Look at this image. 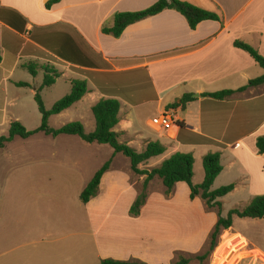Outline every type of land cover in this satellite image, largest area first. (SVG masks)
I'll return each instance as SVG.
<instances>
[{"label": "crops", "instance_id": "obj_1", "mask_svg": "<svg viewBox=\"0 0 264 264\" xmlns=\"http://www.w3.org/2000/svg\"><path fill=\"white\" fill-rule=\"evenodd\" d=\"M49 1L0 0L1 16L11 17L14 12L25 22L17 23L19 27L15 28L0 20V125L7 132L0 138L8 135L12 122H20L30 131L38 128L28 127L31 114L23 108L22 98L28 94L34 100L42 84V68L50 66L59 76L52 86L42 89V100L43 92L58 81L67 88L62 97L70 93L73 81H85L87 85L83 98L56 118L67 116L69 121L70 110L82 102L91 110L100 100H117L118 124L113 130L134 150L143 151L148 143L158 142L165 148L158 162L183 153L193 156V165L209 153L220 152L222 171L211 190L234 185L233 191L219 200L222 209H226L224 202L229 199L249 205L255 197L264 196V154H258L255 146L258 138H264V85L223 101L203 96L236 91L251 80L256 64L234 48L233 42L240 40L264 56V0H178L216 14L219 21H205L191 30L179 13L164 10L128 26L119 38L102 33V28L113 26L115 13L141 11L158 0H60L46 9ZM63 57L77 58L79 62ZM29 67L35 70L34 76ZM18 83L29 86L20 87ZM184 95H190L192 101L184 110H174L182 114H176L178 125L169 139L151 127V120ZM31 113L38 118L37 106H32ZM38 135L45 136L36 133L23 140ZM17 139L21 138L15 137L0 148V155L8 158V162L0 163V264H96L97 258L126 261L132 257L149 264L165 259L168 264L176 252L196 255L207 245L217 213L207 209L202 199L192 200L200 208L195 227L189 213L176 217L150 213V222H145L146 213H140L136 219H128L126 226L119 222L121 216L127 218V213L93 211V206L102 204L105 185L118 182L120 177L111 165L101 178L97 195L83 204L82 213H73L76 202H69L70 190L56 188V180L52 183L53 178L46 179L49 166L76 171L77 163H72L70 156L61 157L70 155L69 148L55 146L46 151L39 146L19 162L11 152L6 155L7 145ZM147 166L148 162L138 169L145 170ZM93 171L86 175L81 169L78 192L90 182ZM189 194L185 183H177L172 201L189 199ZM45 213H61L68 220L59 227L40 225ZM221 215L225 217L227 213ZM78 218L82 223L79 227ZM141 219L146 226L136 237L126 240V230L134 229ZM237 220L240 219L234 217L232 226L219 237V242L231 243L230 258L237 256L236 250L253 248L245 238L247 231L244 236L236 230ZM192 230L198 236L186 235ZM142 234L149 240L140 238Z\"/></svg>", "mask_w": 264, "mask_h": 264}, {"label": "trees", "instance_id": "obj_2", "mask_svg": "<svg viewBox=\"0 0 264 264\" xmlns=\"http://www.w3.org/2000/svg\"><path fill=\"white\" fill-rule=\"evenodd\" d=\"M60 0H50L46 3L45 8L50 9L54 4ZM164 10H174L185 18L189 28L194 30L200 23L205 21H219V17L211 12L197 8L191 4L181 2L178 0H158L147 9L137 12H120L113 15V26L111 28H102V33L111 35L114 38H119L123 31L130 25L141 21L145 18L155 16ZM0 20L7 22L9 25L18 28L17 23L23 22L21 16L17 13L12 14L11 17L1 16ZM21 30V29H19ZM233 47L246 53L254 63L264 70V56H262L256 49L250 45L236 40L233 42ZM76 52L79 53V50ZM65 60L71 62H79L78 59H70V57H63ZM1 63V56H0ZM88 66L93 67L91 62L86 63ZM30 74H36L32 67L28 68ZM44 76L42 84L35 94V103L37 110L41 115L40 126L34 131H28L20 122H12L10 124L8 135L0 138V148L5 143L10 142L13 138L19 137L27 139L36 133H43L46 136L56 138L60 135L78 136L82 141L88 144L108 145L113 149V156L122 154L130 162L131 170L142 177L143 191L137 197L134 204L130 209V214L133 216L139 215L140 209L144 204L146 198V190L148 184L155 178L159 179L165 188V194L171 195L174 186L177 183H185L190 190V199L200 197L207 208L216 209L217 221L210 233L208 239V248L206 252L201 255H193L190 257L178 256L177 260L170 264H190L197 262L203 264L207 257L217 248L218 240L221 233L228 230L232 226L234 217L249 218V219H262L264 218V196L255 197L250 204L243 210H231L227 213L226 217L221 215V204L219 199L231 193L234 189L233 184L222 186L216 190L211 191V187L215 179L222 171L221 154L220 152L209 153L202 159V167L204 172L203 182L200 185H193V164L194 159L191 154L176 153L164 160L158 167L151 170H139V165L146 164L150 159L160 157L164 154L165 148L158 142L148 143L145 149L138 153L133 148L119 142V134L114 132L115 126L118 124L119 102L114 99L100 100L91 108V112L95 121V129L92 133H85L83 126L80 123H69L59 129H53L48 125L49 119L52 116L58 115L61 112L69 109L72 105L80 101L87 93V85L85 81L76 80L72 82L70 93L56 101L53 106L47 110L41 98L40 92L42 89L50 87L54 84L55 79L59 74L49 66L42 68ZM20 87H28L26 83H18ZM264 85V74L254 80L248 81L247 85L236 90H225L216 93L204 94V97L223 101L233 97L235 94L243 93L249 88L259 87ZM192 101L190 95H184L179 102H175L167 106L166 110H184L186 105ZM256 149L258 154H264V138H258L256 141ZM112 158L106 162L93 176L87 186L80 194V202L87 204L92 198L97 195L100 181L105 172L108 171ZM99 264H146L139 261H118L106 259L102 260Z\"/></svg>", "mask_w": 264, "mask_h": 264}, {"label": "rangeland", "instance_id": "obj_3", "mask_svg": "<svg viewBox=\"0 0 264 264\" xmlns=\"http://www.w3.org/2000/svg\"><path fill=\"white\" fill-rule=\"evenodd\" d=\"M263 74H264V70H262L259 66L256 65L254 70L250 73V78L251 80H254L258 77H261ZM66 89H67L66 85L62 83L61 81H58L52 88L45 90L42 94L44 96L43 100H44L45 108L49 110L56 101L62 98L63 91ZM25 93L27 92L25 91ZM22 102H24L23 108L26 109L27 112L31 114L29 115L30 120L28 121V125H29L28 127L29 128L31 127L33 128L34 126L39 127L41 123V115L38 114V118H35L33 116V113H31L32 106L36 108V104L33 98L32 97L30 98L28 94H24V98H22ZM1 109L2 107L0 106V122H1L2 114H3ZM70 113L72 114V118L69 119V121H66L68 120L66 119L67 116L61 115L62 117L59 116L57 118L53 116L51 117V120L49 119L48 125L53 129H59L69 123L77 122L83 126L85 133L89 134L94 131L95 121H94L91 110L87 109L86 102H82L81 104H79L78 107H76L73 110H70ZM175 113L178 116L182 114L181 111L179 112L175 111ZM78 118H80L82 121H79ZM6 134L7 132H6L5 127H2L0 125V136L6 135ZM162 134L164 136H167L165 135L164 132ZM118 140L120 143L126 145V143H124V139L120 138V136ZM39 146L43 147L46 151L55 146L63 147V149L69 148L70 155L68 154L61 155V157L70 156L72 160L71 162L74 164L77 163V166L75 167L76 171L74 169L69 170V169H63L61 167H59L60 169L58 170L57 168H54L53 166H49V167L47 166L48 168L46 170V179L53 178L52 183L54 180H56V183H55L56 188H64V189L70 190V192L67 194L68 199L71 194V199L69 202L70 203L76 202V204L74 205L71 211L73 213L75 212L82 213V211H84V205L80 202V194L82 193L83 190H81V192H78L80 190L81 182L83 178L80 171L82 169V173L88 175L89 172L93 171L94 169L93 174L95 175V173L106 162H108L112 157H114L113 149L109 147L108 145L88 144L82 141L78 136L61 135L54 141V139L50 136L38 135V136L33 137L31 140H27V141L23 139L15 140V142L7 145L6 155L8 156V154L11 152V155L15 157L16 161L22 162L24 160L23 157L27 155V152H29L31 149H37L36 147H39ZM134 147L138 149L137 145H134ZM136 152L140 153L142 152V150H138ZM51 156L53 155L50 154L49 157ZM0 159H1L0 163L6 162V161L8 162L7 157L5 158L1 156ZM10 161L11 159H9V162ZM111 162L112 164L110 163L109 168L112 165V167L115 168V170L118 172L120 177L118 179V182H114V183L109 182L108 184L105 185L104 187L105 197L104 199L102 198L103 200L102 204L99 203L98 205L96 204L95 206H93V211L94 213H121V214L127 213V218L121 216L120 217L121 222H119L121 224L125 223V225L127 226L128 219L134 220L139 216V215L137 216L131 215L130 209L132 205L134 204L135 200L137 199V197L143 191L142 184H143L144 177L138 174H135L131 170L129 160L126 157H124L122 154H117L116 157ZM158 163L159 165L161 164L160 162H158L157 158L150 159L148 161V166H147L148 169H145V170H151V169L158 167L159 166ZM75 175H76V178H74ZM203 178H204V172H203V167H202V161L201 162L197 161L195 165H193V179H192L193 185H200L203 182ZM58 179H61L62 182L57 183ZM66 181H70V183ZM59 184H61V186H59ZM195 198L201 199L200 197H195ZM57 200H60V198H57ZM219 200L218 202L221 204ZM229 200L231 202H229ZM229 200H226L224 202V206L226 208V209L223 208L224 212H223L222 205H221V213H228L231 210H243L244 208L248 206L247 203H242L243 201L241 200H237V201H233L232 199H229ZM233 204H237V205L233 206ZM199 209L200 208L197 206V204L190 199V194H189V199L184 197L182 200H179L178 202L172 201V193L171 195H166L165 188L163 187L161 181L155 178L147 186L146 198H145L144 204L142 205L140 209L139 214L146 213V215L144 216L146 219L145 222H150V220L152 219V217H150V213H167L175 217L182 216L183 215L182 213H189L194 218V221H195L194 227H195L198 225L195 219V216L199 215ZM211 210H214L213 213H217L216 209H211ZM176 213H178V215ZM239 219L240 220H237V222L235 223V227H237L236 230H239V232L244 233V236H245V232L247 231V237L245 236V238L249 242H252V244L251 243L249 244L251 245V247L253 245V248H250L247 251L236 250L237 256L236 254H234L231 257L232 260H236L234 262L231 260L229 256V251H228V248H230L231 243L230 242L221 243L219 242L220 240L219 239L218 247L207 257V259L205 260L203 264H232V262L233 264H264V218L259 219V220L249 219V218H239ZM66 220L68 219L64 217L61 213H55V216L49 213H45V220L44 222L40 221V225L46 224V225H54L56 227H59L61 225L64 226L66 224ZM172 221L175 222L174 217H172ZM145 222L143 219H141L138 222V224H134L135 225L134 229H127L125 235H123L125 239L131 240L132 238L136 237L137 234L141 233L140 231H142V229L146 226ZM81 225H82L81 218H78L77 226L79 227ZM189 233L193 236L194 235L198 236V232H193V230L192 232L187 231L186 235H188ZM131 234H133V236ZM139 237L144 239L145 241L149 240L147 235L142 234ZM207 248H208V241H207V245H205L203 250L200 251L196 255L198 256L203 255L206 252ZM226 252L228 253V257H225ZM178 256L187 258L193 255H187L184 253L176 252L173 260L169 261L168 264L177 260ZM96 260H97L96 264H99L102 261V260L99 261L98 258ZM126 261H139V262L149 264L148 261H145L139 257H132L130 259H127ZM193 263L198 264L197 262H193ZM193 263H190V264H193ZM156 264H167V263L165 259H162V260L158 259V262Z\"/></svg>", "mask_w": 264, "mask_h": 264}, {"label": "built area", "instance_id": "obj_4", "mask_svg": "<svg viewBox=\"0 0 264 264\" xmlns=\"http://www.w3.org/2000/svg\"><path fill=\"white\" fill-rule=\"evenodd\" d=\"M177 116L174 110H165L159 116L151 120V127L157 132H164L167 137L172 138V130L177 127Z\"/></svg>", "mask_w": 264, "mask_h": 264}]
</instances>
